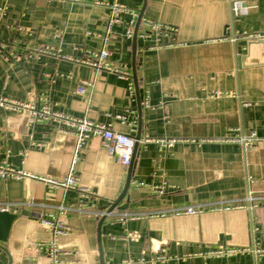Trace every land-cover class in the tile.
I'll use <instances>...</instances> for the list:
<instances>
[{"label": "crops", "instance_id": "crops-1", "mask_svg": "<svg viewBox=\"0 0 264 264\" xmlns=\"http://www.w3.org/2000/svg\"><path fill=\"white\" fill-rule=\"evenodd\" d=\"M231 1L0 0L7 8L0 19V96L47 104L129 137L137 135L140 122L132 180L164 186L166 192L130 185L118 205L126 210L106 217L98 244V214L122 194L129 167L109 157L99 137L89 136L73 171L92 196L31 178L0 179V209L15 215L0 240V264H48L51 232L39 219L60 206L66 210L59 220L72 229L57 242L63 264H123L158 256L169 259L152 264H255L248 254L205 256L247 249L254 241L264 249V146L234 139L252 133L264 139V43L231 42L235 34L264 31V0H236L246 11L237 17ZM114 2L176 29L160 38L161 49L148 48L154 40L135 38L133 53L134 39L123 38L128 17L112 26L108 62L131 73L133 94L130 82L115 72L78 61L104 45ZM44 45L56 55L33 54ZM81 82L90 84L87 96L74 95ZM145 96L148 109L141 105ZM149 138L176 143L159 151L155 143L143 142ZM75 145L72 134L60 133L51 122H32L0 108V164L62 181ZM248 191L257 199L252 213ZM185 207L202 213L173 215ZM120 212L140 218L121 223ZM156 213L166 216L149 217Z\"/></svg>", "mask_w": 264, "mask_h": 264}, {"label": "built area", "instance_id": "built-area-1", "mask_svg": "<svg viewBox=\"0 0 264 264\" xmlns=\"http://www.w3.org/2000/svg\"><path fill=\"white\" fill-rule=\"evenodd\" d=\"M232 3V15L237 17L246 13V11L242 8V2L239 1H231ZM7 8L5 4H0V19L6 14ZM125 15L128 17L127 23L125 26V32L123 34V38L129 40L133 37L137 39H141L142 41L146 42L147 40H154L155 45L149 46L148 48L154 49H161L163 46L159 45L160 38L162 37H169L176 33V29L166 25L161 24L159 22L153 21L147 17H143L137 10L127 8L123 5H120L116 2L110 5V16L108 19V29L104 37V45L99 51L95 52H87L86 57L83 59H79L78 61L82 64L92 67L93 69H104L109 72H115L119 75L121 79L129 81V91L133 94L134 93V86L131 79V73L129 74L126 68H116L112 66L108 62L109 52L107 49V44L109 42L108 36L110 35V30L113 25L115 24H124L121 21V17ZM240 39H244L246 41H259L264 40V31L262 32H244L241 34H235L231 40V42L236 43ZM170 46V45H168ZM141 49L140 51H143ZM33 54L35 55H56L54 52L53 47L49 45L44 46H36L32 50ZM90 86L87 82H81L79 86L75 89L74 95L77 96H87V89ZM147 94V92H146ZM142 107L145 109L149 108V104L147 101V96H145L144 100L141 102ZM0 108L6 111H12L18 116H25L29 118L32 122H43L48 121L56 125L58 131L60 133H70L75 138V149L72 157L71 167L69 172L67 173L66 177L62 181H56L51 178H41V177H34L32 175H27L24 172L17 170L13 167H10L7 163L0 164V179H36L44 184H48L49 186L59 188L61 190H79L81 194L89 197L92 194H89L88 190L81 186L80 179L74 175L73 166L78 161V154L80 152L81 147L85 144V141L89 136L99 137L100 143L103 149L106 151L109 157L117 159V161L125 166L129 167L131 164V157L134 148V138L129 137L127 135L113 132L109 125L104 124H93L88 121L86 118H74L65 114H61L59 112H55L51 110L50 106L47 104L42 106H36L31 102H18V101H8L7 99L0 96ZM113 119H117L122 124H125V118L119 114H114L112 116ZM134 123V122H133ZM237 142L241 143L243 146H247L251 141L258 140L262 146H264V139H257L255 138V134L252 133L248 137H235L234 138ZM153 142L158 146L159 151H166L169 148H172L176 143L173 139H146L143 142ZM140 143V140L138 141ZM131 186L137 187H145L150 189V185H148L145 181L141 180H131ZM152 192L158 195H165V187L164 186H153L151 187ZM257 199L252 197V193L248 191L246 196V203L248 210L252 213L253 210L256 208V201ZM239 207V206H236ZM229 207H224V210H230ZM65 210L63 207H58L55 212H49L47 215L41 216L39 219V224L49 230L51 232L50 240L47 244L48 247V264H63L62 263V256L63 253L60 251L59 247L57 246V242L61 238H65L67 235L70 234L71 228L65 223L59 220V216L65 214ZM2 212H6L7 209H0ZM78 211H80L78 209ZM202 211L199 209H195L192 207H185L183 210L176 211L173 215H199ZM113 215V213H107V211L99 212L98 216L109 217ZM166 213H156L151 214V217H165ZM140 215L136 214H128L125 212H120L117 214V220L121 223L126 221H134V219H139ZM237 254H248L255 259V264H261V259L264 258V249L260 248L256 241L253 242L252 247L247 249H220L217 251H212L206 253V257H233L237 256ZM169 258L165 256H158L152 257L149 260H145L143 258L133 260L124 261L123 264H146V263H155V262H167Z\"/></svg>", "mask_w": 264, "mask_h": 264}, {"label": "water", "instance_id": "water-1", "mask_svg": "<svg viewBox=\"0 0 264 264\" xmlns=\"http://www.w3.org/2000/svg\"><path fill=\"white\" fill-rule=\"evenodd\" d=\"M133 39H134V43H133V53H134L135 52V48H136V46H135L136 45V42H135L136 39H135V37H133ZM249 42L250 43H252V42L264 43V40L249 41ZM245 45H246V43H245ZM132 72L134 73V78H135V64L134 63H133V66H132ZM138 125H139L138 133H137V135L135 137H133L135 144H134L133 153H132V157H131L132 161H131V164H130V166L128 168V173H127L128 177H127V180H126V184H125L124 189L121 192L122 194L116 199V201L108 209H105V211H107V213H109V214L113 213L114 210H116V209L119 210V211H124L127 208V205H123V206H118V205L125 197H127V194H128L127 192L129 190L130 182L132 180V174H131L132 166H133L135 154H136L138 146H139V142L138 141L141 138V133H140L141 132V125H140V122H139ZM14 217H15V215H12V214H10L8 212L0 211V240L1 241H4L6 239V237L8 235V232H9L8 229L10 227L11 222L14 220ZM105 219H106V216H103V217H101L99 219V222H98V226H97V228H98V244H99V241H100V234H101V230H102L101 226H102L103 222L105 221ZM100 248H101V245H100Z\"/></svg>", "mask_w": 264, "mask_h": 264}]
</instances>
